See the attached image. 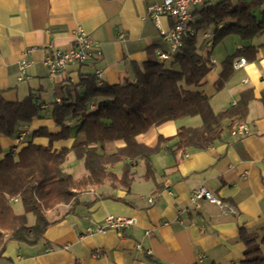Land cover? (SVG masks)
Returning <instances> with one entry per match:
<instances>
[{"label": "crops", "instance_id": "1", "mask_svg": "<svg viewBox=\"0 0 264 264\" xmlns=\"http://www.w3.org/2000/svg\"><path fill=\"white\" fill-rule=\"evenodd\" d=\"M162 1L0 0V97L14 102L32 95L43 107L39 118L20 127L25 133L22 140L0 135L2 155L10 152L15 156L28 142L47 145V137L33 136V132L38 128L54 134L59 131L50 118L51 106L78 85L81 77L95 75L99 70L102 84H118L125 78L133 79V64L145 61L156 51L168 52V43L147 16L148 7ZM221 1L204 0L192 7L194 22L201 19L202 7ZM260 10L254 9L257 18ZM173 20L163 16L160 26L168 28ZM222 26L223 23L218 25ZM76 29L96 41L100 53L49 79L44 57L52 46L71 47ZM213 30L214 25H206L196 32L199 52L209 53L212 66L196 89L209 96L215 112L233 105L244 89H252L254 98L248 103L244 120L249 133L232 136L225 121L220 138L205 150L187 148L170 153L162 149L153 154L154 180L143 177L144 167L137 162L128 191L108 183L82 189L73 207L62 203L47 211V218L56 222L45 230L38 244L10 242L0 264H237L243 258L245 246L238 238L239 228L252 229L262 224L264 229V105L260 102L264 90V32L249 40L231 33L213 44ZM119 33H123V39L117 37ZM243 47L252 48L239 56L245 58V64L234 69L224 87L216 90L214 82L221 62ZM22 60L27 62L23 72ZM89 109H93L90 104ZM66 123L73 128L77 124L75 119ZM200 124L198 115L167 120L152 125L135 140L153 147L159 136L173 137L179 127ZM86 139L84 132L73 129L66 140H55L52 149L71 150ZM115 145L122 146L123 142L116 141ZM73 160L70 153L62 165L71 174ZM81 164L76 159L75 165ZM120 166L118 163L114 168L117 174ZM86 173L84 169L82 175ZM201 186L235 212L223 211L207 200H200L197 207L192 205L190 192ZM15 203L19 201L12 205ZM13 209L17 214L23 212L22 206ZM107 215L131 218L132 224L118 231H87L101 226ZM47 247L50 250L46 251ZM261 250L264 256V244Z\"/></svg>", "mask_w": 264, "mask_h": 264}, {"label": "trees", "instance_id": "2", "mask_svg": "<svg viewBox=\"0 0 264 264\" xmlns=\"http://www.w3.org/2000/svg\"><path fill=\"white\" fill-rule=\"evenodd\" d=\"M255 8H261L260 18L256 17ZM199 13L201 19L193 23L195 35L185 36L177 51L164 61L152 53L145 61L133 64V79L107 85L99 84L93 74L81 77L78 85L51 106L50 118L59 131L54 134L38 128L33 132V136L47 137V145L28 142L15 156L10 152L2 155L0 146V257L10 242L38 244L45 230L56 222L47 218V211L62 203L73 207L82 189L108 183L128 191L137 162L144 167L143 177L154 180L153 154L162 149L170 153L187 148L205 150L220 138L225 121L226 128L231 129L245 120L248 103L254 98L252 89H244L233 105L217 112L212 109L209 96L196 89L212 67L209 53L199 52L196 32L214 25L213 44L231 33L242 40L260 36L264 32V0H223L202 7ZM220 23L222 27H218ZM251 50L243 47L224 58L214 82L216 90H221L234 74V60ZM92 101L96 106L89 109ZM260 102L264 105V90ZM41 109L32 95L14 102L0 97V135L17 138L20 127L39 118ZM195 115L201 119L199 126L179 127L173 137L159 136L153 147L135 140L152 125ZM72 119L77 122L74 128L66 123ZM73 129L84 132L86 142L71 150H53L52 143L66 140ZM119 140L122 146L115 145ZM169 142L172 143L163 147ZM70 153L82 161L85 175L75 178L62 168ZM118 163L120 174L114 171ZM14 196L23 208L20 214L13 209L15 201H9ZM29 214L34 217L32 224L28 222ZM238 238L245 249L237 264H264L263 225L240 227Z\"/></svg>", "mask_w": 264, "mask_h": 264}, {"label": "built area", "instance_id": "3", "mask_svg": "<svg viewBox=\"0 0 264 264\" xmlns=\"http://www.w3.org/2000/svg\"><path fill=\"white\" fill-rule=\"evenodd\" d=\"M204 0H163L159 3L150 5L147 9V16H149L156 27L159 29V34L163 41L169 45L168 52L156 51V58L159 61H164L169 58L170 53H174L181 46L185 36L195 35L193 28V17L190 9L196 5H201ZM163 16L172 17L173 23L168 28L160 26V18ZM119 39H123V33L117 35ZM73 44L67 49H60L58 47H51L50 52L44 57L43 64L46 68L49 79H55L61 72H63L70 65H82L89 62L100 53L99 45L96 41L91 39L83 30L76 29L72 34ZM214 61V60H212ZM245 58L239 57L234 60L233 68L238 69L245 64ZM27 62L21 61V72ZM95 76L97 82H100L101 71L96 70ZM96 102L92 101L90 107L94 108ZM250 128L247 122L236 123L230 130L232 136H244L249 133ZM25 136L24 131L20 132L17 140H22ZM171 193V192H169ZM190 203L198 206L200 200H207L210 203L216 204L223 211L234 213L235 209L222 201L219 197L214 195L207 188L201 186L193 189L189 195ZM9 201H17V197H10ZM132 224V219L122 216L107 215L104 218L103 224L95 229H87L88 232H104L106 229H116L117 231L122 227ZM50 247L46 248V251Z\"/></svg>", "mask_w": 264, "mask_h": 264}, {"label": "rangeland", "instance_id": "4", "mask_svg": "<svg viewBox=\"0 0 264 264\" xmlns=\"http://www.w3.org/2000/svg\"><path fill=\"white\" fill-rule=\"evenodd\" d=\"M231 130V129H230ZM73 162H74V166H71V170L73 171L72 173L74 174H72L75 178H79L81 175H82V172L84 171V167H83V165L81 164V166H79V165H75L76 164V159L75 160H73ZM73 162H71V163H73ZM65 167H67V166H65ZM21 206V204L20 203H15L14 205H13V207L15 208V209H18V207H20ZM52 218H54L53 216L52 217H50V219H52ZM29 221H30V223H33V221H34V217L32 216V215H30L29 214Z\"/></svg>", "mask_w": 264, "mask_h": 264}]
</instances>
